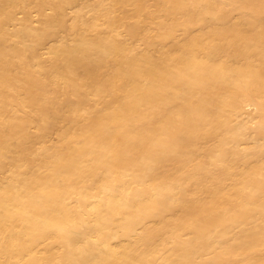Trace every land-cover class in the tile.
Masks as SVG:
<instances>
[{"label": "bare ground", "instance_id": "bare-ground-1", "mask_svg": "<svg viewBox=\"0 0 264 264\" xmlns=\"http://www.w3.org/2000/svg\"><path fill=\"white\" fill-rule=\"evenodd\" d=\"M0 264H264V0H0Z\"/></svg>", "mask_w": 264, "mask_h": 264}]
</instances>
